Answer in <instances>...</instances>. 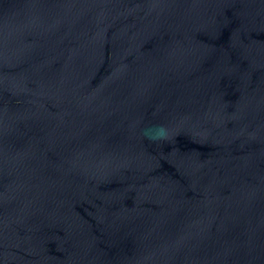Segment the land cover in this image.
Wrapping results in <instances>:
<instances>
[{
    "label": "water",
    "instance_id": "95a60500",
    "mask_svg": "<svg viewBox=\"0 0 264 264\" xmlns=\"http://www.w3.org/2000/svg\"><path fill=\"white\" fill-rule=\"evenodd\" d=\"M0 264H264V0H0Z\"/></svg>",
    "mask_w": 264,
    "mask_h": 264
},
{
    "label": "clouds",
    "instance_id": "9594fccd",
    "mask_svg": "<svg viewBox=\"0 0 264 264\" xmlns=\"http://www.w3.org/2000/svg\"><path fill=\"white\" fill-rule=\"evenodd\" d=\"M169 134V129L165 125H151L144 129V135L151 140L165 139Z\"/></svg>",
    "mask_w": 264,
    "mask_h": 264
}]
</instances>
